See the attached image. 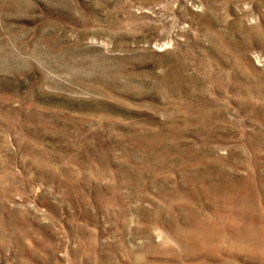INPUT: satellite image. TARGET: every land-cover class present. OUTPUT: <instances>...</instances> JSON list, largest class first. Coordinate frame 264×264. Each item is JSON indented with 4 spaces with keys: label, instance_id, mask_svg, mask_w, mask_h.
Segmentation results:
<instances>
[{
    "label": "rangeland",
    "instance_id": "1",
    "mask_svg": "<svg viewBox=\"0 0 264 264\" xmlns=\"http://www.w3.org/2000/svg\"><path fill=\"white\" fill-rule=\"evenodd\" d=\"M0 264H264V0H0Z\"/></svg>",
    "mask_w": 264,
    "mask_h": 264
}]
</instances>
